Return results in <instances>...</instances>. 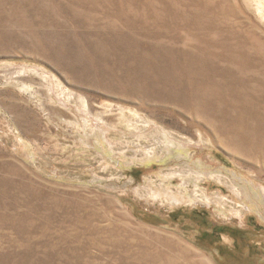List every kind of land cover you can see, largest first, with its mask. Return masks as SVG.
<instances>
[{
    "label": "rangeland",
    "instance_id": "obj_1",
    "mask_svg": "<svg viewBox=\"0 0 264 264\" xmlns=\"http://www.w3.org/2000/svg\"><path fill=\"white\" fill-rule=\"evenodd\" d=\"M0 264H264V0H0Z\"/></svg>",
    "mask_w": 264,
    "mask_h": 264
},
{
    "label": "bare ground",
    "instance_id": "obj_2",
    "mask_svg": "<svg viewBox=\"0 0 264 264\" xmlns=\"http://www.w3.org/2000/svg\"><path fill=\"white\" fill-rule=\"evenodd\" d=\"M184 57V56H183ZM182 58H179L178 61H175L174 60V63H172L171 65H174L176 67H179L182 68L184 67L192 77H197L199 75V72H197L195 69H196V66L197 68H203L205 67V69H210L209 67L212 66V64L210 63L209 61V56L208 57H201L200 55H189L188 58H186L185 60ZM183 60L185 62H192L193 63L190 65L188 63H182ZM183 69V68H182ZM198 97L200 96V94H197ZM205 92L203 91V97L205 96ZM255 139V138H254Z\"/></svg>",
    "mask_w": 264,
    "mask_h": 264
}]
</instances>
